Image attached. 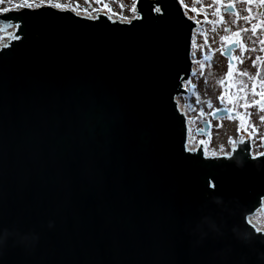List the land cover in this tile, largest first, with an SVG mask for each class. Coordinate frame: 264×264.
I'll return each instance as SVG.
<instances>
[{
  "label": "water",
  "instance_id": "95a60500",
  "mask_svg": "<svg viewBox=\"0 0 264 264\" xmlns=\"http://www.w3.org/2000/svg\"><path fill=\"white\" fill-rule=\"evenodd\" d=\"M135 2L128 21L0 12V264H264L247 221L264 215V150H186L195 23L178 0Z\"/></svg>",
  "mask_w": 264,
  "mask_h": 264
},
{
  "label": "rangeland",
  "instance_id": "374dc122",
  "mask_svg": "<svg viewBox=\"0 0 264 264\" xmlns=\"http://www.w3.org/2000/svg\"><path fill=\"white\" fill-rule=\"evenodd\" d=\"M178 1L183 13L195 23L189 50L191 73L182 84L184 92L175 97L187 123L186 149L193 152L200 145L205 157L227 156L237 142L248 140L251 156L259 155L264 150V103L260 101L264 96V0ZM25 3L32 5L28 8H56L60 4L57 9L69 8L79 15L101 12L107 17L120 15L125 19L136 15L131 11L133 0H0V12L27 7L23 6ZM228 5H232V10H226ZM230 42L236 43L231 51L232 63L222 55L224 45ZM217 109L236 114L209 118V112ZM201 120L212 122L206 136L195 133L196 127L201 128ZM250 220L264 230L261 210L255 211Z\"/></svg>",
  "mask_w": 264,
  "mask_h": 264
},
{
  "label": "snow or ice",
  "instance_id": "6c2138e0",
  "mask_svg": "<svg viewBox=\"0 0 264 264\" xmlns=\"http://www.w3.org/2000/svg\"><path fill=\"white\" fill-rule=\"evenodd\" d=\"M23 6L32 7V5L29 4V3H25V5H23ZM49 6H51V5H49ZM17 7H20V5H18ZM55 7H56V8H60L61 5H60V4H56ZM103 7H104V8H108V5H104ZM120 7L123 8L124 5L121 4ZM228 7L231 8L232 5H228ZM155 10H156L157 12H159V11H160V8L157 7ZM109 11H111V9H109ZM131 11H132L134 14L137 12V7H136V2H135V0H133L132 6H131ZM225 31H228V30L225 29ZM236 35H239V33H236ZM261 43H264V41H261ZM206 59H207V57H206ZM231 69H232V65L229 64V75L231 74ZM246 74H247V73H244V75H246ZM220 83H223V81H220ZM221 102H223V97H221ZM209 107H211V105H209ZM261 109L264 110V105H261ZM213 115H215V113H213ZM200 130L203 131V129H200ZM201 143H203V141H201ZM230 143H231V141H230ZM209 185H210V187H212V188L215 187V184H214L212 181H209Z\"/></svg>",
  "mask_w": 264,
  "mask_h": 264
},
{
  "label": "built area",
  "instance_id": "2783aa9c",
  "mask_svg": "<svg viewBox=\"0 0 264 264\" xmlns=\"http://www.w3.org/2000/svg\"><path fill=\"white\" fill-rule=\"evenodd\" d=\"M69 9V8H68ZM69 10H71V9H69ZM72 12H74L75 13V11H73V10H71ZM98 13H101V12H96V13H82V12H80V14H82V16H86V17H95L96 16V14H98ZM77 14V13H76ZM103 14V13H102ZM79 15V14H78ZM105 15V14H104ZM133 17V16H132ZM132 17H130V18H132ZM108 18H110V19H112V20H118V21H128L130 18H128V19H125V18H122L120 15H112L111 17H108ZM13 32H14V26H10V27H8L5 31H3V32H1L0 31V42L2 41V39H3V37H5V36H7L8 37V40L10 39V36L13 34ZM5 33H7V34H5ZM7 40V41H8ZM6 41V42H7ZM6 42H4V44L6 43ZM3 44V45H4ZM0 46H2V45H0ZM251 218L253 217V215L252 216H250Z\"/></svg>",
  "mask_w": 264,
  "mask_h": 264
},
{
  "label": "bare ground",
  "instance_id": "6f19581e",
  "mask_svg": "<svg viewBox=\"0 0 264 264\" xmlns=\"http://www.w3.org/2000/svg\"><path fill=\"white\" fill-rule=\"evenodd\" d=\"M5 34H7V33H5ZM7 40H8V37H7V36L3 37L2 41L0 42V45H3L4 42H6ZM186 127H187V123H186ZM186 143H187V142H186ZM185 148H186V144H185ZM186 150H187V149H186ZM187 151H188V150H187ZM250 218H251V217H248V218H247L248 223L251 224L252 227H253L256 231H263V230H261V229L258 228V226H257L258 224L256 223V221H254V220L251 221ZM252 218H253V217H252ZM252 218H251V219H252ZM250 221H251L252 223H251Z\"/></svg>",
  "mask_w": 264,
  "mask_h": 264
},
{
  "label": "flooded vegetation",
  "instance_id": "af4514ba",
  "mask_svg": "<svg viewBox=\"0 0 264 264\" xmlns=\"http://www.w3.org/2000/svg\"><path fill=\"white\" fill-rule=\"evenodd\" d=\"M226 45V44H225ZM210 113H211V111L209 112V118H210ZM202 121H207V120H201L200 122H199V124H200V126H201V122ZM210 121V127H211V124H212V122H211V120H209ZM196 130H199V127H196V129H195V131ZM208 131H210V128H209V130ZM241 131H239V133H240ZM199 134V133H198ZM243 134V133H242Z\"/></svg>",
  "mask_w": 264,
  "mask_h": 264
}]
</instances>
